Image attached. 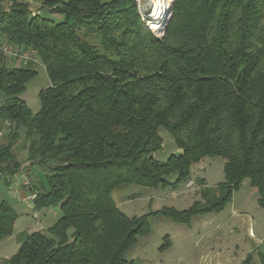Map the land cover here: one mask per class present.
Here are the masks:
<instances>
[{
  "label": "trees",
  "instance_id": "obj_1",
  "mask_svg": "<svg viewBox=\"0 0 264 264\" xmlns=\"http://www.w3.org/2000/svg\"><path fill=\"white\" fill-rule=\"evenodd\" d=\"M173 1L158 39L136 0H0V35L35 52L50 82L34 113L20 95L37 69L0 66V117L12 142L24 130L28 161L45 171L30 188L34 209L61 211L6 264H136L127 255L151 234L152 217L191 226L222 212L247 179L264 210V0ZM161 128L180 150L165 161L156 158ZM216 158L225 182L200 180L201 200L186 210L129 217L113 199L122 186L177 190L194 181L195 164ZM20 168L13 145H2L0 172ZM19 217L0 202V241ZM170 245L166 236L159 250ZM242 264H264V255Z\"/></svg>",
  "mask_w": 264,
  "mask_h": 264
},
{
  "label": "rangeland",
  "instance_id": "obj_2",
  "mask_svg": "<svg viewBox=\"0 0 264 264\" xmlns=\"http://www.w3.org/2000/svg\"><path fill=\"white\" fill-rule=\"evenodd\" d=\"M59 19L60 18H56V20ZM9 44L11 43L9 42ZM36 69L39 73L38 76L28 83L26 91L20 95V98L27 102L34 113L37 112L41 106L39 92L47 88L50 84L44 66L41 64ZM2 97L5 98V96L0 92V98ZM0 120L5 125V120H3L1 117ZM159 133L163 138V148L156 153V158L160 159V161H165L170 155L177 153V147L174 143L172 134L168 130L161 128ZM8 138H10L9 133ZM24 160L25 159L22 155L18 159L21 165L26 164ZM224 166L225 160L222 158L210 159V163L205 164V171L201 172L200 175L205 178L208 187L216 188L225 182ZM39 167L40 166L38 165L25 166L26 170L23 172L20 171V174L17 175V177L11 182V185H13L12 187H14L16 190H19L25 182V178L34 185H39L40 182L43 183V181H45V173L43 169ZM39 172H41V178L44 179L40 182H38V177H40ZM176 178V175H172L169 177V180L175 181ZM4 179H0L1 192H5L7 189ZM193 183H195L194 185L196 187L200 188L199 191H189L188 189H185V184H182L175 193L176 197L173 195L171 196L172 191H175L171 189V187L152 189L135 185L130 186L127 193L129 196H134H132L130 202L125 207H122L121 211L129 217H140L151 212L158 211L163 207L173 206L178 210H186L195 201L201 200V196L199 195L200 190H202L200 179L194 180ZM257 199V190L251 185L250 180L247 179L243 182L241 189L234 194L232 202H230L222 212L198 216L193 220L192 228L176 224L169 219H165L164 217H152L150 219L151 237L147 239V241H144V239L140 238L138 240L139 246H135L131 253H128L127 258L134 260L136 264H142L146 260L145 249L149 255H154L157 253L156 248L164 243L163 238L165 236H169L170 234L181 235L184 232H188L190 229H192V233L194 234L198 232L209 233L217 231H221L222 233H225V235L229 234L232 256L235 259V263H237L238 259L243 260L246 257L247 246H253L256 251L259 249L258 251L264 253V210L257 204ZM19 208L24 216L29 219L23 218L20 221L19 226L17 227L18 232L25 229H33L36 232L42 231V228L39 225L40 221H36L33 217L30 218V215L26 216L27 210L25 205H19ZM46 209L52 211L50 213H48L49 211H45L44 214L46 215L41 214V217L43 218L42 220L48 224H54L55 221H57V218L52 221L54 218L52 214H54L56 211L61 213L60 209L58 207H49ZM234 210H237V215L233 214ZM251 219H254L253 228L256 233L255 239L250 237L249 234ZM201 220H207V222L204 224V222ZM258 239L263 240L261 243H259ZM3 242H6L7 254L10 255L13 253L17 245V240L14 238L11 241L12 243H9L8 241ZM145 242L146 248H144ZM238 243L240 244V248L239 251H236L235 245Z\"/></svg>",
  "mask_w": 264,
  "mask_h": 264
},
{
  "label": "crops",
  "instance_id": "obj_3",
  "mask_svg": "<svg viewBox=\"0 0 264 264\" xmlns=\"http://www.w3.org/2000/svg\"><path fill=\"white\" fill-rule=\"evenodd\" d=\"M23 1L29 2L31 4H37L38 2H41L43 0H23ZM0 42L9 44L7 38L4 35H0ZM3 65L9 68L33 67L31 63L28 64V66H26L24 64V61L21 59H8L4 57L2 54H0V66H3ZM34 68H38V67H34ZM3 100H4L3 97L0 98V105H1V102H3ZM4 123L6 126L0 120V147L2 145H9V144L13 145V150L17 154L18 159L21 155L25 159L24 162L26 164L21 165V168H20V171L23 172L26 170L25 166L27 165L31 166V162H29L27 159L28 142L24 138V130L20 131V134H21L20 139L15 142H12L11 139L8 138V133H9L8 128L10 124L7 121H5ZM177 153H180V150H177ZM209 163H210V160L203 159L200 163L195 164L194 167L192 168V178L194 180L196 179L205 180V178L200 174L201 172L205 171V164H209ZM20 171L18 172V174L16 173L13 176L6 177L4 180H5V185L7 189L5 190V192H1L0 190V202L6 201L20 215V217L15 222L13 235L5 240L0 241V264H6V261L9 260L16 253V251L19 249L21 243L25 240V238L28 235L36 232L33 229H25L23 231L18 232L17 227L19 226L20 221L23 218L29 219L24 216L22 211H20L19 205H23V204L25 205L26 210H27L26 216L30 215V218L33 217L35 218L36 221L38 222L40 221L39 225L41 226L42 231L47 230L53 225V223L48 224L47 222L43 221L42 220L43 218L41 217V214H44L45 211H49L48 213H50L52 210L43 209L41 211H36L34 209L33 199L35 198L36 195L33 193L32 189L30 188L32 187L33 190H36L39 187V185H34L33 183H31L25 178V182L22 185L23 188L21 187L19 190H16L14 187H12L13 185H11V182L17 177V175L20 174ZM39 175L40 177H38V182L43 181L44 179L41 178V172H39ZM26 183H29V186H26L25 185ZM128 189L129 187L122 186L113 192V195H112L113 199L115 203L117 204V206L120 208V210H122V207H125L130 202L132 196H134V195L132 196L128 195L127 193ZM176 191L177 190H175L174 192L172 191L171 196L173 195L176 197L175 195ZM233 214L237 215L238 214L237 210H234ZM52 216H54L52 221L55 220V218H57L58 220L61 214L56 211L54 214H52ZM201 221H203L204 224L205 222H207V220L205 221L201 220ZM179 225H182V224H179ZM192 225H193V222L191 226H188V228H192ZM253 225H254V219H251L249 234H250V237L255 239L256 233L254 231ZM169 236L171 240L170 247L165 251H160L159 248L161 246L158 245L159 247L156 248L157 253L154 255H151V254L149 255L145 249V259L146 260L142 264H242L246 260V258L250 255H253L255 262H259L260 254L264 255V253L258 251L259 249L256 251V249H254L253 246H247L246 257L243 260L238 259L237 263H235V259L232 256L230 235L229 234L225 235V233H222L221 231L209 232V233L208 232H198L194 234L192 233V229H190L188 230V232H184L181 235L170 234ZM150 237L151 235H149L148 237L142 238V239H144V241H147V239H149ZM14 238L17 240V245L13 253L9 255L7 254L6 242L4 243L3 241H8L9 243H12L11 241ZM262 240L263 239H258V242L261 243ZM135 246L138 247L139 242H137ZM133 248L130 250L129 253H131ZM144 248H146V242L144 244ZM239 248H240V244L238 243L235 245V250L239 251Z\"/></svg>",
  "mask_w": 264,
  "mask_h": 264
},
{
  "label": "built area",
  "instance_id": "obj_4",
  "mask_svg": "<svg viewBox=\"0 0 264 264\" xmlns=\"http://www.w3.org/2000/svg\"><path fill=\"white\" fill-rule=\"evenodd\" d=\"M137 11L141 21L145 26L154 34L158 39L165 36L169 23L172 19L173 0H136ZM36 11V9L34 10ZM32 50L19 48L8 43L0 42V54L8 59H21L24 64L28 66L31 63L33 67H39L40 61L34 56ZM5 176L0 172V179H4ZM194 181H188L185 184V189L189 191H199V187H196ZM29 186V183L25 184Z\"/></svg>",
  "mask_w": 264,
  "mask_h": 264
},
{
  "label": "water",
  "instance_id": "obj_5",
  "mask_svg": "<svg viewBox=\"0 0 264 264\" xmlns=\"http://www.w3.org/2000/svg\"><path fill=\"white\" fill-rule=\"evenodd\" d=\"M170 24V23H169Z\"/></svg>",
  "mask_w": 264,
  "mask_h": 264
}]
</instances>
